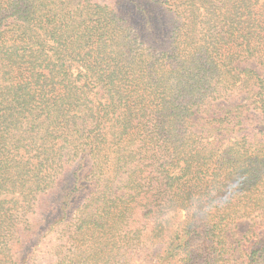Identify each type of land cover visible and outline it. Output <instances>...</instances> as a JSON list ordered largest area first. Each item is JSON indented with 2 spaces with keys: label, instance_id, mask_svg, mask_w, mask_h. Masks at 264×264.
<instances>
[{
  "label": "trees",
  "instance_id": "1",
  "mask_svg": "<svg viewBox=\"0 0 264 264\" xmlns=\"http://www.w3.org/2000/svg\"><path fill=\"white\" fill-rule=\"evenodd\" d=\"M249 61L264 67V0H0V264H239L238 222L264 218ZM68 172L56 235L33 241ZM244 241L264 264V223Z\"/></svg>",
  "mask_w": 264,
  "mask_h": 264
},
{
  "label": "rangeland",
  "instance_id": "2",
  "mask_svg": "<svg viewBox=\"0 0 264 264\" xmlns=\"http://www.w3.org/2000/svg\"><path fill=\"white\" fill-rule=\"evenodd\" d=\"M245 65H249L257 70V72L264 77V67L257 64L255 61H249L248 63H241L240 66L244 67ZM71 180V173L68 172L66 178L64 180H60L59 186H57L54 190H52L48 195L41 198L40 206L42 210L39 211L37 209L36 212L30 213V221L32 223L31 229L29 230V234L33 241L44 240L47 236L50 238H54L56 235V228L51 227L49 222L54 218L51 213L48 211V208L54 206L56 202H58L61 198V191L64 188V185L68 184ZM73 180V177H72ZM43 212V213H42ZM183 214V213H181ZM180 214V216H181ZM46 218H45V216ZM258 222L259 224L264 223V218H257L256 220L252 219H243L240 220L237 224L236 233L234 237H232L229 241L233 243L234 248V256L239 259V264H246L245 258H240V246L244 244L245 236L247 232L254 227V223ZM44 256V255H43ZM47 260L43 259V264H46Z\"/></svg>",
  "mask_w": 264,
  "mask_h": 264
},
{
  "label": "clouds",
  "instance_id": "3",
  "mask_svg": "<svg viewBox=\"0 0 264 264\" xmlns=\"http://www.w3.org/2000/svg\"><path fill=\"white\" fill-rule=\"evenodd\" d=\"M255 163L258 165L260 161H255ZM214 196L215 192H212L208 195H197L192 199L187 208L193 221L198 217L206 216L211 212L213 207L221 206L224 203L223 198H213Z\"/></svg>",
  "mask_w": 264,
  "mask_h": 264
}]
</instances>
